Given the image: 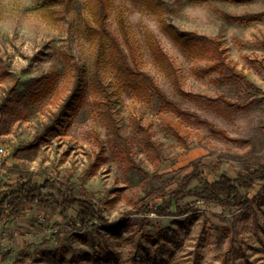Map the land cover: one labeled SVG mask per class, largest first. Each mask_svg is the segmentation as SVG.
Segmentation results:
<instances>
[{"label":"rangeland","instance_id":"374dc122","mask_svg":"<svg viewBox=\"0 0 264 264\" xmlns=\"http://www.w3.org/2000/svg\"><path fill=\"white\" fill-rule=\"evenodd\" d=\"M110 1V38L96 66L97 46L85 29L92 21L87 0H0V107L8 90L17 89L0 108V196L27 171L46 169L77 194H91L105 218L74 228L54 207L5 213L0 264H264V181L243 189L237 204L180 195L166 214L156 211L197 159L209 181L264 163V15H254L264 12V0ZM163 21L182 36L221 40L245 78L222 67L205 72L214 62L209 52L184 49ZM114 43L137 78L148 75L193 114L162 108L151 86H126L110 62ZM77 64L87 84L83 100L58 135L28 147L73 90ZM51 71L50 92L28 102L27 90ZM220 95L252 104L237 109ZM218 162L221 168L213 170ZM201 186L200 180L190 184ZM178 205L191 210L178 212ZM77 210L71 207L69 215Z\"/></svg>","mask_w":264,"mask_h":264},{"label":"trees","instance_id":"16d2710c","mask_svg":"<svg viewBox=\"0 0 264 264\" xmlns=\"http://www.w3.org/2000/svg\"><path fill=\"white\" fill-rule=\"evenodd\" d=\"M64 1L69 3L72 0ZM146 1L150 2L149 0ZM110 2V0H87L88 9L92 15V21H87L85 29L88 33L90 42L97 46L98 52L96 56V66L99 65L104 55L103 48L105 38H110V32L106 27ZM154 4L155 6H160L161 2H159V0H154L152 6ZM121 15L122 14L120 13V17L118 16V24L120 30L124 36H126V27ZM254 15H264V12L256 13ZM227 17L231 20H242L245 16L240 14H228ZM163 25L164 28L172 34V37L184 46V49L194 51L195 46H197L198 49L196 50L209 52L214 62L207 67V69H204L205 72L210 68L222 67L231 69L245 78L242 73L236 70L234 63L228 59V47L223 45L221 40H218L213 36L194 32H189L182 36L164 21ZM115 46L114 43L115 55L110 62L112 68L117 69L120 72L119 76L126 86L135 88L136 86L141 85L139 84L140 82L145 86H151L157 94L162 108L171 110L177 116H189L193 114L188 110L182 109L177 102L168 98L148 75H145V80L137 78L139 73H135L130 69L124 55L118 52ZM76 71V81L73 90L59 107L58 111L51 117L50 121L44 125L42 131L36 134L28 147H38L42 142L48 140V138L58 135L60 128L64 125L65 116L70 114L77 107L79 102L83 100L87 88L86 79L83 72H81L83 71L82 67L78 64L76 66ZM55 78L56 73L51 71L48 75L42 77V81L36 82L35 85H33V88L27 90L25 94L28 102H35L45 97L50 92ZM16 92V87H12L8 90L7 97L0 107L2 111L14 99ZM220 98L229 106H233L237 109H246L252 104L251 101H232L224 95H220ZM172 128L174 135L178 139H182L183 136L179 129H177L176 126H173ZM210 129L214 133L226 135L222 129L215 128L212 124ZM192 164L193 170L184 176L181 186L171 193V200H166L163 205L156 208L157 213L166 214L172 204L177 202V198L180 195H196L198 199H202L206 202L219 203L224 206L237 204L238 200L242 197L243 189L251 188L259 180L264 181V163L255 169L249 167L244 168V170L238 172L235 178L230 177L227 173H221L219 178L215 181H209L206 179V175L202 169L205 164L201 159L193 161ZM221 166L222 163L218 162L213 170H217L221 168ZM194 180L202 181L201 188L192 189L190 187V184ZM242 202L243 201H240L239 204H242ZM31 205L60 209L64 222L74 228H77L78 223L80 224V227H85L94 220L103 221L105 219L101 213L99 203L91 194L84 192L82 194H77L71 182L52 175L46 169L29 170L19 180L9 186L8 190L0 196V219L5 213L10 216H17ZM76 205L78 206L77 215L76 217H71L69 215V209ZM178 209V212L181 213H186L191 210L189 205H178Z\"/></svg>","mask_w":264,"mask_h":264},{"label":"built area","instance_id":"2783aa9c","mask_svg":"<svg viewBox=\"0 0 264 264\" xmlns=\"http://www.w3.org/2000/svg\"><path fill=\"white\" fill-rule=\"evenodd\" d=\"M4 148L0 147V154L4 153ZM4 172V169L2 167V163L0 162V174H2Z\"/></svg>","mask_w":264,"mask_h":264}]
</instances>
